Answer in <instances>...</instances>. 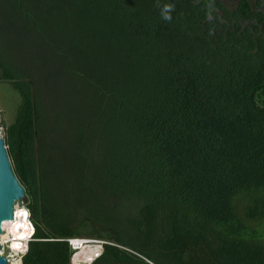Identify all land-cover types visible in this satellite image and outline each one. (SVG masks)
Wrapping results in <instances>:
<instances>
[{
  "label": "trees",
  "instance_id": "trees-1",
  "mask_svg": "<svg viewBox=\"0 0 264 264\" xmlns=\"http://www.w3.org/2000/svg\"><path fill=\"white\" fill-rule=\"evenodd\" d=\"M1 39L36 62L0 47V82L21 98L5 146L36 229L22 264H71L72 238L113 244L93 264H264V0H0ZM50 61L79 97L93 89L95 120L75 155L46 143L34 180L32 68ZM60 192L122 214L136 237L69 222Z\"/></svg>",
  "mask_w": 264,
  "mask_h": 264
},
{
  "label": "rangeland",
  "instance_id": "rangeland-1",
  "mask_svg": "<svg viewBox=\"0 0 264 264\" xmlns=\"http://www.w3.org/2000/svg\"><path fill=\"white\" fill-rule=\"evenodd\" d=\"M3 40V39H1ZM3 46L6 52V56L10 60L20 62L21 59L24 67H28L31 64H36L35 60L32 58H26L29 53L23 54L22 57H17L13 52L16 50L13 42H5L3 40L0 43V47ZM39 50L43 49L42 45L38 46ZM25 57V58H23ZM40 70L36 65H33V70L41 74L38 76V89H39V99L37 100V117H36V129L34 142H32L30 151L28 154L30 175L34 180H40L41 174L48 162H52L53 155L61 158L65 151L69 150L67 153L75 155V148L79 140L83 135L82 121H89L90 112L95 102L96 94L93 89L87 83L80 84V97L77 93V89H74L73 82L68 81L67 78L57 77L56 74V61H50L46 66L39 65ZM36 74V73H35ZM73 90H71V89ZM21 98L18 92H16L10 83L1 81L0 82V138L4 139V132L6 127L11 125L16 118V113L18 106L20 104ZM73 102H78L84 108L81 109L74 107ZM90 108V109H89ZM97 116V115H96ZM99 121L102 120L99 117ZM80 119V120H79ZM95 120L91 119V122ZM90 122V121H89ZM90 122V123H91ZM93 123V122H92ZM102 123V122H100ZM55 146L56 151L50 156L44 149L46 143H51ZM67 144V145H66ZM66 145V146H65ZM6 148V146H5ZM63 192V191H62ZM73 195L67 196L63 193H57V196H53L56 202H60L63 212L60 216H63L66 220L72 223H79L84 220H91L96 223L97 226L114 225L126 238L127 241H131L136 235L133 230L124 223V216L122 214H106L100 213L97 210L91 208V197L86 195L82 196L84 203L83 208L75 210V206L68 202ZM27 205V204H25ZM10 235V234H9ZM8 239L4 240V253L5 255L12 256L11 262H19V256L10 249L11 242L10 236ZM89 246V245H88ZM86 246L84 251H78L77 255L81 253V258L84 259L85 256H89L90 253H94L91 247ZM87 248V249H86ZM87 250V251H86ZM74 254V255H76ZM89 254V255H88ZM76 255V256H77ZM76 256L72 259L71 264H75ZM15 258V260H14ZM79 260V257H78ZM89 258H87L82 263L77 264H93ZM99 264H107L101 262Z\"/></svg>",
  "mask_w": 264,
  "mask_h": 264
},
{
  "label": "built area",
  "instance_id": "built-area-1",
  "mask_svg": "<svg viewBox=\"0 0 264 264\" xmlns=\"http://www.w3.org/2000/svg\"><path fill=\"white\" fill-rule=\"evenodd\" d=\"M20 222H22V225H19ZM25 225V226H24ZM13 226H15V233H10V241L11 246L10 249L13 250L16 255L19 256V261L22 264V258L26 254L28 250V244L29 241L33 239L34 231H35V225L32 220L31 212L27 205L22 204L19 205L17 204L15 206V211H14V220H13ZM71 249L75 252L74 254L78 253V249L83 245L84 247L86 246H95L92 247L93 250L97 251L96 254V260L102 256L104 252V246L109 244L113 245L112 243L102 241V240H97V239H90V238H72L67 240ZM0 243H2L1 237H0ZM3 244V243H2ZM16 244L18 245L17 248H13L12 245ZM88 246V247H89ZM3 256H5L9 262V264H12L10 262V259L13 258L12 256H6L4 253V245H2V251ZM148 264H156L152 261L146 260Z\"/></svg>",
  "mask_w": 264,
  "mask_h": 264
},
{
  "label": "water",
  "instance_id": "water-1",
  "mask_svg": "<svg viewBox=\"0 0 264 264\" xmlns=\"http://www.w3.org/2000/svg\"><path fill=\"white\" fill-rule=\"evenodd\" d=\"M27 203L25 189L13 172L5 140L0 138V237L5 233V222L12 223L14 220L15 206ZM0 264H9L3 255H0Z\"/></svg>",
  "mask_w": 264,
  "mask_h": 264
},
{
  "label": "bare ground",
  "instance_id": "bare-ground-1",
  "mask_svg": "<svg viewBox=\"0 0 264 264\" xmlns=\"http://www.w3.org/2000/svg\"><path fill=\"white\" fill-rule=\"evenodd\" d=\"M22 222H20V224L19 225H22L21 224ZM25 226V225H24ZM4 228H5V233L1 236V240H2V243H1V245H4V240L5 239H8L9 237H8V235L10 234V233H15V226H13V222L12 223H9V222H5V224H4ZM10 236V235H9ZM84 246L82 245L79 249H78V251H81V252H83L84 251ZM92 248V247H91ZM87 249V248H86ZM93 249V248H92ZM77 251V252H78ZM87 251V250H86ZM93 251H95V250H93ZM17 254V253H16ZM96 254H97V251H95L94 253H90V255L89 256H85V258L84 259H82L81 258V253H79L77 256H76V260H75V264H77V263H82V262H84L87 258H89L91 261H94L95 259H96V257L98 256H96ZM7 256V255H6ZM78 257H79V260H78ZM14 260H15V258H14ZM10 262H11V260H10ZM12 263V262H11ZM12 264H15V263H12ZM19 264H21V263H19Z\"/></svg>",
  "mask_w": 264,
  "mask_h": 264
},
{
  "label": "clouds",
  "instance_id": "clouds-1",
  "mask_svg": "<svg viewBox=\"0 0 264 264\" xmlns=\"http://www.w3.org/2000/svg\"><path fill=\"white\" fill-rule=\"evenodd\" d=\"M157 6L159 7V5H157ZM173 10H174V5H170V4H166V5H164L163 8H162V11H161L162 19H164V20L170 22L171 19H172L170 13H171V11H173ZM35 234H36V229H35V231H34L33 239H34V237H35ZM33 239H32V240H33ZM32 240H31V241H32ZM29 242H30V241H29ZM12 247H13V248H17L18 245L13 244ZM0 255H3V253L0 252ZM15 264H19V262L17 261V262H15Z\"/></svg>",
  "mask_w": 264,
  "mask_h": 264
}]
</instances>
